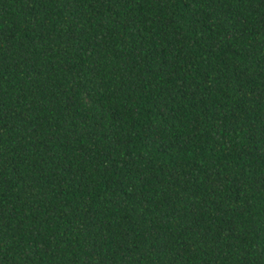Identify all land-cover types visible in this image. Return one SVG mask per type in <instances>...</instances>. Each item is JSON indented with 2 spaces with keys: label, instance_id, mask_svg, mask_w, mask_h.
<instances>
[{
  "label": "trees",
  "instance_id": "16d2710c",
  "mask_svg": "<svg viewBox=\"0 0 264 264\" xmlns=\"http://www.w3.org/2000/svg\"><path fill=\"white\" fill-rule=\"evenodd\" d=\"M0 264H264V0H0Z\"/></svg>",
  "mask_w": 264,
  "mask_h": 264
}]
</instances>
